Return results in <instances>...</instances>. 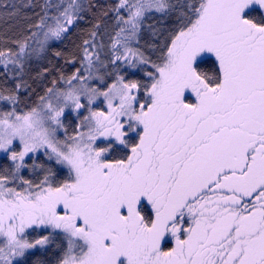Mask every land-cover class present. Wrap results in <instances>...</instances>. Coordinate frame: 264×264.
Listing matches in <instances>:
<instances>
[{"label":"snow or ice","instance_id":"1","mask_svg":"<svg viewBox=\"0 0 264 264\" xmlns=\"http://www.w3.org/2000/svg\"><path fill=\"white\" fill-rule=\"evenodd\" d=\"M254 4L264 14V0H117L98 13L114 14L108 59L98 20L80 46V67L22 108L26 63L93 5L41 7L15 50L0 49L5 73L19 68L15 88L0 87L9 105L0 109V153L11 161L0 169V264H50L49 256L54 264H264V15L245 16ZM153 12L173 21L147 25L163 36L151 46L155 60L135 46ZM123 67L146 79H126ZM137 128L126 158L104 159L113 145L97 141L126 144ZM38 154L68 178L58 181ZM25 168L39 175L27 179Z\"/></svg>","mask_w":264,"mask_h":264},{"label":"trees","instance_id":"2","mask_svg":"<svg viewBox=\"0 0 264 264\" xmlns=\"http://www.w3.org/2000/svg\"><path fill=\"white\" fill-rule=\"evenodd\" d=\"M88 0H85L87 3ZM93 5L91 11L83 13L84 18L77 21L75 26H73L67 36L61 41H54L51 43L48 51L41 58L31 59L25 65V73L20 79L27 83L26 88H21L18 95L21 100V107L24 105L33 106L37 102L38 95H42L47 87H51V81L54 77H58L60 72H63L65 76L72 74L78 67H80V61L83 57L80 54V46L85 38H89V31L92 29L93 25L97 23L98 20L102 23V27L99 29L100 35L97 37V42L100 41L104 44V49L101 52V59L107 60L108 56L104 53L109 51V46L112 43L111 37L114 36L115 29L112 28L114 23V14L109 12L106 17H99L98 13L114 6L117 0H90ZM173 3L176 0H172ZM59 3V0H0V4L4 5L0 7V49H13L15 50V45L13 41L26 34L28 25L35 22L37 19L36 14L41 13V7L45 4H50L55 6ZM49 12H55V7H50ZM258 15H264L260 13L258 7L251 9L245 13V16L249 18H255ZM174 19V18H173ZM172 19L163 17L160 13H152L150 18L145 21V26L142 29L139 47L146 56L151 59H156V54H154V49L152 45L159 46L163 41V36H153L147 25H153L158 29H163L172 24ZM105 25L108 31L105 32ZM56 51H60L65 54V56L72 54L76 58L75 63H66L65 58L57 57L54 55ZM209 61L214 60V57L208 56ZM12 69L13 66L9 65ZM50 69L48 73H45L42 78L37 76L42 69ZM147 70H151L150 68ZM19 68H15L14 71L5 73L4 69L0 67V87L4 88H15L18 80L13 78L15 72H18ZM123 75L129 80H145L143 70L131 71L127 67L121 69ZM186 98L192 99L190 93L186 95ZM9 105L4 102H0V109H7ZM26 110V109H25ZM66 125H69V132L73 130L77 124L76 117L73 113H66L64 117ZM137 137L129 139L125 150H120L113 147L109 152L106 159H121L126 158L129 154L130 146L137 142ZM38 163H51V166L56 171V179L58 181L66 180L68 178V172L55 165L54 162H49L47 159L41 155L37 161ZM27 163L31 164V160ZM11 167V161L8 160L7 156L0 158V169L3 167ZM21 175L27 179H35L39 172H32L30 169L25 168L22 170ZM44 232H31V237H38L39 235H44ZM40 255L39 252L36 253ZM58 254V253H57ZM50 264H54L53 258L48 257ZM30 264V261H29Z\"/></svg>","mask_w":264,"mask_h":264},{"label":"rangeland","instance_id":"3","mask_svg":"<svg viewBox=\"0 0 264 264\" xmlns=\"http://www.w3.org/2000/svg\"><path fill=\"white\" fill-rule=\"evenodd\" d=\"M256 7H258L257 5H252L251 6V8L250 9H247L246 11H245V13L246 12H248V11H250L251 9H254V8H256ZM153 13H156V12H153ZM125 15H126V13H125ZM136 47H137V45H135ZM206 57H208V56H211V54H204ZM131 71H139V70H141L140 68H136V69H131V68H129ZM94 83H96V82H94ZM187 95V94H186ZM97 107H102V104L100 103V102H98V104L96 105ZM66 113H73V112H71L70 110L68 111V112H66ZM74 114V113H73ZM74 116H75V114H74ZM76 117V116H75ZM142 131V128H137V130L135 131V132H130L129 134H128V136L127 137H125V140H126V144H117L114 140H107V141H104L103 139L102 140H99V141H97V146H100V147H104L106 144H112L113 145V147H115V148H118V149H120V150H125L126 149V145H127V143L129 142V139L130 138H132L133 139V137H137V139H138V137H139V133ZM61 138H62V134H61ZM17 150H19V148H17ZM42 154H38V156H41ZM5 156H7V154L6 153H0V158H2V157H5ZM107 156H108V153L107 154H105V156H104V159H106L107 158ZM31 159H30V157H28V158H26V162H28V161H30ZM59 167H61V166H59ZM63 169V168H62ZM24 170V169H23ZM65 171H67V169H64ZM31 232H33V231H31L30 230V233ZM36 232H40V230H37Z\"/></svg>","mask_w":264,"mask_h":264},{"label":"flooded vegetation","instance_id":"4","mask_svg":"<svg viewBox=\"0 0 264 264\" xmlns=\"http://www.w3.org/2000/svg\"><path fill=\"white\" fill-rule=\"evenodd\" d=\"M141 210L146 212L147 217L151 218V209L150 206L147 205L146 201H141ZM167 245L166 247L174 246V241H172L171 237H166Z\"/></svg>","mask_w":264,"mask_h":264}]
</instances>
